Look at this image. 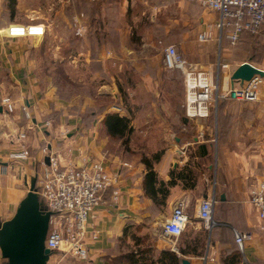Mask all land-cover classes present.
<instances>
[{"label": "crops", "instance_id": "0c3cea01", "mask_svg": "<svg viewBox=\"0 0 264 264\" xmlns=\"http://www.w3.org/2000/svg\"><path fill=\"white\" fill-rule=\"evenodd\" d=\"M96 1H99L97 9L91 13L75 12L72 22L81 32L99 21L95 27L112 34L100 58H91V65L97 61L100 71L94 67L90 70L97 74L105 71L108 63L116 66L118 83L104 84L102 88L109 86L111 94L119 99L123 95L130 96L135 104L129 106L120 100L121 112H118L131 120L129 147L132 152L126 151L120 139L106 133L103 127L105 114L87 124L82 116L69 111L55 88L42 89L39 81L43 77L38 73L40 60L35 56L41 45H34L27 39L36 36L10 37L0 32V80L8 81L0 86V224L13 217L28 193L31 181L44 168L46 156L51 154L64 164L73 165H82L85 158H90L101 161L110 173L117 175V181L105 191L103 202L88 221L86 242L91 263L102 264L105 256L120 253L126 228H130L127 241L134 225L149 221L156 210L162 209L160 216L164 225L173 208L183 203L189 221L181 240L180 236L175 239L188 250L194 241L205 239V231L210 229L204 252L180 256L179 246L174 249V244L166 241L168 236L163 231L142 232L143 238L153 237L157 253L175 251L190 264H264V234L257 230L260 219L249 203L251 185L257 178L264 177V86L260 103H233L220 109L221 140L218 109L214 113L216 135L212 137L209 124L204 138L198 139L190 131L192 125L185 113L182 74L176 75L175 71L166 68L158 53L150 54L158 44L165 48L177 44L181 50L188 48L191 53L196 32L201 34L208 26L212 33L215 29L220 43L228 39L215 27L218 13L202 10L198 0ZM134 3L136 11L131 9L135 8ZM173 9L180 12V20L169 15ZM140 16H146L150 23L129 21L138 20ZM190 16L196 17L199 24L191 26ZM30 22L43 25L47 33L48 26L39 17L30 16ZM11 24L24 23L10 16L3 20L0 29H7ZM160 31H166V35H157ZM177 34H183L184 40H179ZM223 56L220 62L232 61L226 50ZM194 61L205 65L216 81L215 72L211 71L212 62L206 65L200 60ZM246 61L264 70V60L261 63L240 60L239 63ZM220 62L216 61L215 66ZM176 85L181 87L179 98L173 91ZM6 96H11L15 102V110L11 113L2 103ZM24 107L31 118L26 117ZM106 111L111 112L110 108ZM140 132L141 146L138 147L135 137ZM22 134L26 137L20 138ZM24 145L30 156L13 160L11 155L21 152ZM45 147L48 153L44 151ZM143 156L151 160L157 174L159 190L156 198L145 193L147 167L142 162ZM115 189L119 191L116 200L112 195ZM212 195L216 197V204L219 203V210L214 208V226L208 227L199 217V206L204 198ZM235 229L256 231L254 238L246 242L244 251L235 242ZM61 255L55 253L50 260H59ZM5 261L0 250V264Z\"/></svg>", "mask_w": 264, "mask_h": 264}, {"label": "built area", "instance_id": "2783aa9c", "mask_svg": "<svg viewBox=\"0 0 264 264\" xmlns=\"http://www.w3.org/2000/svg\"><path fill=\"white\" fill-rule=\"evenodd\" d=\"M207 10L218 13L215 27L225 34L231 44H236L245 34L254 35L264 26V0H198ZM10 37L44 36L46 29L40 24H11L7 27ZM212 35L211 31L200 34L205 41ZM164 66L168 69H181L185 85V113L191 122L190 131L196 137L204 138L210 117L217 113L221 98L234 101L259 102L262 100L264 78L253 76L250 80L231 85V77L242 64L234 67L229 63L218 64L217 79L214 82L209 71L188 63L180 56L175 45L165 48ZM253 64V63H252ZM224 77L229 78L225 88ZM2 103L7 112L15 110L11 96L3 98ZM27 118L30 112L24 107ZM22 134L20 138H25ZM44 151L49 152L45 147ZM30 156L27 146L19 153H13V160ZM117 175L110 173L101 161L85 158L82 165L64 164L58 157L50 154V163L44 162V168L37 173V191L46 210L51 212L46 246L53 254L59 253L76 257L79 260L89 259L87 247V225L97 206L103 202L105 191L114 185ZM119 191H113L116 200ZM249 203L256 210L260 223L257 230L264 234V177L257 178L251 185ZM216 197L204 198L199 206V217L208 227L214 226V208ZM189 215L183 203L177 204L168 220L163 225V234L168 237H179L186 228ZM253 230L234 231L235 242L244 251L246 242L251 241ZM96 237V234L93 235ZM173 248L177 250V244ZM52 254V255H53Z\"/></svg>", "mask_w": 264, "mask_h": 264}, {"label": "rangeland", "instance_id": "374dc122", "mask_svg": "<svg viewBox=\"0 0 264 264\" xmlns=\"http://www.w3.org/2000/svg\"><path fill=\"white\" fill-rule=\"evenodd\" d=\"M198 4L202 10L207 11L200 2ZM98 5L99 1L96 0H16L15 8L12 11L7 7L6 0H0V24L4 19H7V17L10 18V16L12 18H18V20L22 21L24 24L31 23L30 16L39 17L40 21H44L47 24L48 30L45 36L27 38L29 41H33V43H35L34 45H41L40 51L35 54L40 60V64L38 63V73L43 77V79L39 81L41 87L42 89H48L51 87L55 88L57 95L65 103L66 107L72 112V114L84 116L86 118H89L91 112L95 110L98 112L110 108L113 112H121V108L119 107L120 100H124L125 104L129 106H135L130 96L127 98L123 95L122 98L119 99L116 95H112V89H110L109 86L114 84V82L116 84L118 83V81H116L117 75L115 73L119 72L117 71L116 66L108 63L107 69L105 71L102 70L97 74L90 70L91 67H94V70L100 71V65L97 61L95 65H91V58H100L101 53H104L103 50L106 49V44L109 43L110 37L112 39V34L98 30L95 26L99 25V21L96 23L94 21V24L81 32L73 25L72 14L74 15L75 12L80 10H85L86 12L88 11V13H91V10L97 9ZM133 5L135 7V3ZM131 9L136 11V7ZM170 12V16L180 20V12L177 13V9L170 10ZM148 20L149 19H147L146 16H140L138 20L137 18H133V20L129 19V21L134 24H140L143 21L146 22L142 24H148L150 23ZM188 20L191 26L199 24L196 17L190 16ZM206 31H211V28L208 26L204 32ZM0 32L8 33V30L6 28L0 29ZM199 34V32H196L195 47L190 48L191 53H188V48L186 50H181L177 44L173 45L177 47L180 56L188 63V65L192 64L207 70V68L204 67L205 65L195 62L194 60H200L206 65L212 62L213 66L211 71L213 69L212 73L215 72L214 75L216 79L219 63L216 66L215 63L216 61L220 62L223 60V53H225V50L226 53L230 54V60H232L226 63L232 64L233 67L237 65L240 60H252L256 63H261L262 60H264V31L258 35H246L242 37L241 42L237 46L230 44L227 39H223L220 43L215 29H213L211 37L205 41L200 39ZM157 35L165 36L166 31H160ZM178 36L179 40H184L183 34ZM139 37L141 36L139 35ZM191 38L193 39V34H191ZM154 52L155 54L158 53L163 59L165 45H155L150 51V54H153ZM169 70H172L173 72L175 71L176 75L181 73L184 80L183 71L181 69L176 68ZM228 81L229 78L224 77L223 84L225 88L229 85ZM6 83H8L7 80H0V86H4ZM104 84L109 86L102 88V85ZM173 91L175 97L177 96L179 98L182 96L181 87L179 85H176L175 90ZM120 92L122 93L121 90ZM233 103L249 104L260 103V101L243 102L225 99L219 102L218 109L224 105H230ZM99 113L101 114V112ZM214 115L215 114L210 117L212 137L217 133V127H215L217 122L215 121ZM144 130L147 129L144 128ZM140 134L141 132L138 134V137H135L136 146L138 147L141 146V143L139 142ZM221 145L222 144L219 146ZM146 146L147 148L149 147L148 145ZM218 207L219 203L216 204L215 211L219 210ZM161 212L162 209H158L153 214L154 217L150 218L149 221L141 222L140 225H134L131 230L130 238L126 242H122L123 249L121 250H127V248L136 249L138 247H150L151 254L155 255L154 259L156 263L154 264H161V262H157L160 257V252L157 253L156 250H154L156 249L154 246L156 242L153 240V237L149 236L148 238L143 239V241L140 240L141 243L139 242V239H136V237H143L142 232L144 231L148 233L151 231L159 233L163 231V223L160 216ZM209 230L210 229H206V233L204 234L205 243H207L209 238ZM137 233H140V235L138 236ZM166 241L172 245L176 243L177 246H180L179 241L174 237H168ZM59 258V260L56 258L51 259L48 264H94L88 260H76L68 255H61ZM165 261L168 262V258H166ZM178 264H181V262Z\"/></svg>", "mask_w": 264, "mask_h": 264}, {"label": "water", "instance_id": "95a60500", "mask_svg": "<svg viewBox=\"0 0 264 264\" xmlns=\"http://www.w3.org/2000/svg\"><path fill=\"white\" fill-rule=\"evenodd\" d=\"M255 75L264 77V70L246 61L233 73L231 85L234 87ZM45 160L49 164L50 156ZM36 184L37 176L13 217L0 224V250L6 260L3 264H48L53 254L46 246L51 212L43 207ZM182 262L190 264L186 258Z\"/></svg>", "mask_w": 264, "mask_h": 264}, {"label": "trees", "instance_id": "16d2710c", "mask_svg": "<svg viewBox=\"0 0 264 264\" xmlns=\"http://www.w3.org/2000/svg\"><path fill=\"white\" fill-rule=\"evenodd\" d=\"M6 1H7V7L13 11V9L15 8L16 0H6ZM262 31H264V26L260 28L259 33H261ZM241 40L242 38L236 44H233V45L237 46L241 42ZM228 42L230 43V41ZM225 99H229V98H221L220 101L225 100ZM221 108L218 109L219 112ZM99 112H101V114H105L103 118V127L106 133L111 135L114 138L120 139L126 151L132 152V150L129 147V142H130L129 134L132 131V127L130 124L131 123L130 118L128 116H122L118 112H113V111L107 112L106 109L98 111V112L96 110L92 111L89 118H86L84 116H82V118L88 124L89 122L96 120L98 116L101 115ZM218 124H219L218 131H219V136L221 139V131H222L221 112L218 117ZM142 162L147 167V173L145 174V178H144L145 193L149 196H152L153 198H156V194L159 190L156 187V183H158L157 174L153 168V164L151 160L148 157L143 156ZM161 185L163 186L164 182L161 181ZM43 207L45 208L44 204H43ZM129 232H130V228L128 227L124 231V237L121 239L122 242H126V237L128 236ZM182 234L180 235V240L182 238ZM136 239L137 240L139 239V242H140V240L143 241V239L145 238L136 237ZM205 246H206L205 239H199L198 241H194L193 244L188 246V250L181 247V244H180L179 246V252L181 253L180 256L187 255L189 253L195 254V255H201L205 250ZM149 248L150 247H145V248L138 247L136 249L127 248V250L122 251L121 249H123V245H120V253L114 256H111V255L105 256L102 264H154L156 263L154 259L155 255L151 254V249ZM238 253L240 254V252ZM180 256L175 251L163 250L162 252H160V257L158 258L157 262H161V264H167V263L168 264H178L181 262V264H183L182 262L183 257H180ZM234 256H237V254H235ZM166 258H168V262L165 261Z\"/></svg>", "mask_w": 264, "mask_h": 264}]
</instances>
